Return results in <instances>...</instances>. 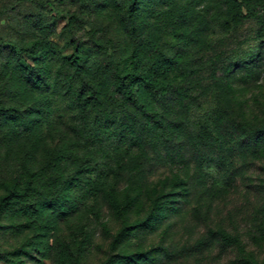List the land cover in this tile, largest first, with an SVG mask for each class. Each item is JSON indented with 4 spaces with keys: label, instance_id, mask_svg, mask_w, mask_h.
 Returning <instances> with one entry per match:
<instances>
[{
    "label": "rangeland",
    "instance_id": "1",
    "mask_svg": "<svg viewBox=\"0 0 264 264\" xmlns=\"http://www.w3.org/2000/svg\"><path fill=\"white\" fill-rule=\"evenodd\" d=\"M129 2L0 0V264H264V0Z\"/></svg>",
    "mask_w": 264,
    "mask_h": 264
},
{
    "label": "trees",
    "instance_id": "2",
    "mask_svg": "<svg viewBox=\"0 0 264 264\" xmlns=\"http://www.w3.org/2000/svg\"><path fill=\"white\" fill-rule=\"evenodd\" d=\"M135 1L136 0H130L129 6L127 8V14H128V20L129 21L133 20L134 15L136 13V2ZM72 64L75 67V73L78 75V77H80L81 76V67H80L81 59L79 57L75 56L72 59ZM114 73H115L116 80L118 81L120 87L126 93V100L138 108H140V107L138 106L136 101L133 99V97L131 96L130 91H129L130 82L141 80L142 83L144 84V86L151 88L152 90H155L158 93L162 94V93H166V91H167L166 87L155 85L150 79L138 77V75L135 72V66L133 64L132 58H125V59L120 60L118 63H116L114 65ZM91 95H92V92H91ZM152 117L155 120H157L155 114L152 115ZM263 129H264V126H263ZM200 136L201 137H208L209 139H211L213 141L217 140L216 136L213 135V133L210 132L208 128L206 129L205 126H203L200 129ZM33 189L34 188L29 183H27L22 192H17L15 190H9L7 195L4 198H2L0 202L3 204H10L14 201L23 199L28 195L29 192H32ZM109 201L114 208L118 207V205H117V203L113 197H110ZM145 222L146 221L144 220L143 222H140L134 226H131L130 230L131 231H137L139 229V227H141L145 224ZM122 234H123V231H119L117 233V237L121 236Z\"/></svg>",
    "mask_w": 264,
    "mask_h": 264
}]
</instances>
